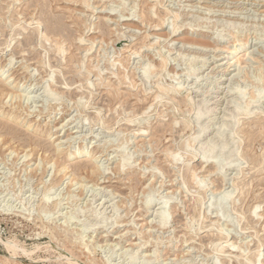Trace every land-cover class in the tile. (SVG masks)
Wrapping results in <instances>:
<instances>
[{"label": "rangeland", "instance_id": "obj_1", "mask_svg": "<svg viewBox=\"0 0 264 264\" xmlns=\"http://www.w3.org/2000/svg\"><path fill=\"white\" fill-rule=\"evenodd\" d=\"M248 258L264 264V0H0V264Z\"/></svg>", "mask_w": 264, "mask_h": 264}, {"label": "bare ground", "instance_id": "obj_2", "mask_svg": "<svg viewBox=\"0 0 264 264\" xmlns=\"http://www.w3.org/2000/svg\"><path fill=\"white\" fill-rule=\"evenodd\" d=\"M86 3V2H85ZM13 27V26H12ZM198 45V44H197ZM64 47H63V45H60L59 46V54H63L64 53ZM229 54H231V55H236V54H239V52H238V48H233V49H231L230 50V52H229ZM12 57H14V56H12ZM13 59V58H12ZM166 60V59H165ZM228 64H230V63H228ZM229 68V67H228ZM231 68V67H230ZM227 69V68H226ZM152 72H153V70H151ZM151 71L150 70H147L146 69V73L149 75L150 73H151ZM187 71V70H186ZM188 73L189 72H187V75H188ZM192 73V72H191ZM165 94L166 95H168L169 93H172V92H175L176 91V89L174 88V87H168V88H165ZM161 97L163 96V95H160ZM172 96V95H171ZM169 98H172V97H170L169 96ZM171 100V99H170ZM263 110V109H262ZM212 110H210V112H211ZM251 111V110H250ZM209 112V110H208V108H207V111H201L200 113H198V115L196 116L197 117V119L198 120H200L202 117H205V115H207V114H209L210 113ZM247 112H249V111H247ZM255 114V113H254ZM241 116V115H240ZM236 117V116H235ZM101 120V119H100ZM99 120V121H100ZM101 122V121H100ZM187 123V122H186ZM234 129V128H233ZM205 130H206V128H204V129H202L200 132H199V134L198 135H196V137H195V139H197L198 137H200V135H201V133L202 132H205ZM232 131V130H231ZM240 131V130H239ZM137 132V131H136ZM138 135L139 136H145L147 133H146V129L145 130H142V131H138ZM225 135V133H220L218 136L220 137V138H222L223 136ZM228 136V135H227ZM226 137V136H225ZM233 137V136H232ZM218 138V137H217ZM234 138V137H233ZM223 139V138H222ZM240 139H241V137H240ZM214 142H216V141H214ZM216 144V143H215ZM188 147H191L190 145H188ZM217 147V146H216ZM215 145H211V147L207 150V151H205V153L203 154V157H201L202 159H203V163H207L208 161H210V159H212L211 157H213V153H214V151H215ZM240 147V146H239ZM240 149V148H239ZM239 152V151H238ZM241 152V151H240ZM81 154H82V152H80ZM243 155V154H242ZM223 156V155H222ZM214 157H215V155H214ZM218 156H216L215 157V159H213V160H211V163H213L214 165H218V163H219V158H217ZM220 157H221V155H220ZM130 159V158H129ZM177 161H180V159L179 158H175ZM129 162V160L128 159H125L124 158V160L122 161V163L119 165V170H120V168H122V169H125V167H127V166H132L130 163H128ZM191 170V169H190ZM194 173V172H193ZM104 174V173H103ZM101 175V174H100ZM201 187H203V186H199V188H201ZM232 195H233V193H229V194H227V195H225V197H226V199H228L229 200V203H233L232 202ZM148 203H149V201L146 203V205H148ZM168 202H165V201H163V202H160V204L161 205H166ZM43 205H46V199H43V203H42ZM256 209V208H255ZM163 219H162V221L160 222V225H162V226H165L168 222H169V215H163V217H162ZM6 245H7V248L10 250V249H12V246L9 244V242L7 243L6 242ZM25 249V248H24ZM13 251H11L14 255H17L18 253H19V251L21 250H17V249H12ZM26 250V249H25ZM29 250V249H28ZM33 253V252H32ZM28 254V253H27ZM25 255H26V253H25ZM248 260V263L249 264H253V261L251 260V259H247ZM133 262H136L137 260L136 259H133L132 260ZM71 264H73V263H71Z\"/></svg>", "mask_w": 264, "mask_h": 264}]
</instances>
